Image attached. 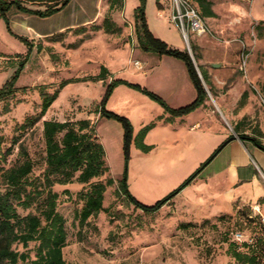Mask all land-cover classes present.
Here are the masks:
<instances>
[{"label":"rangeland","instance_id":"rangeland-1","mask_svg":"<svg viewBox=\"0 0 264 264\" xmlns=\"http://www.w3.org/2000/svg\"><path fill=\"white\" fill-rule=\"evenodd\" d=\"M98 1L85 0L83 4L73 2L51 16L46 18L33 16V19L38 21L41 27L53 30L61 24L70 25L80 20L81 16L92 17L96 9L100 8ZM112 2L113 0H105V5L111 4L110 9L104 20L96 21L91 25L88 33L84 32L83 28L76 29L75 32L68 30L53 36L46 43L40 42L39 39H28L13 26L12 21L15 19L13 12L17 11L16 8L8 12L9 27L5 19L0 16V87L13 80L14 86L18 89L9 98L0 100V135L4 137L1 149L3 153L12 149L7 155L5 167L11 166L17 160L22 142L34 159H40L44 148L42 121L24 133L18 126L28 115L40 112L42 88L49 92L57 90L58 98L43 120L46 118H56L61 121L91 119L95 123V129L102 143H105L107 163L110 167V171L100 179L105 180L111 176L115 181L105 193L104 206L107 210L91 216L83 224L78 217L83 201L77 196L83 185L75 182L67 185L56 184L53 187L60 194L58 211L66 219L67 245L63 253L69 264H216L218 257L222 255H227L231 264H237L228 252L231 243L245 252H250V249L243 245L255 247L260 254L261 264H264V200L260 203V212L254 210L251 205H237L234 214L224 216L220 224H194L189 232H180L181 235L168 226V223L175 218L174 215H169L168 211L156 215L139 212L118 192L117 184L122 180H126L128 190L133 196L162 193V197H166L181 184L172 191L168 188V191L167 186L164 187L162 184L143 183L140 168L138 169L137 163L132 162L133 140L130 145V158L128 163L126 161L122 123L103 117H100L99 123L97 121L98 104L104 98L110 83L122 79L136 84L133 77L118 71L123 67L122 64L119 65L113 57H107V54L100 55L97 52L107 38L103 34L99 35L103 31L105 35H110L108 43L112 48L117 44L120 46L125 36L129 35L128 38H131L130 34L123 32L129 29V24L124 21L126 19L123 14L124 0H119V3ZM239 2H244V8L248 13L246 19L239 23L237 28L234 27L238 30L229 34L230 37L226 41L231 43L229 47L238 48L240 54L244 50L246 55L251 53L250 66L247 73L241 70L242 56L235 65V73L243 81L242 86L234 88L231 82L226 80L217 91L210 89L209 86L206 88L212 103L215 96L219 95L229 107H232L235 114L244 113L239 128L248 130L245 135L251 136L254 126L264 127L262 104L264 102V0H215L212 8L217 4L221 11L217 19H207V22L214 32L219 26H227V23L234 19L229 17V13L235 15L240 12L238 7L232 6L227 15V5L237 6ZM81 9L83 10L80 12ZM149 20H153L152 13L149 14ZM173 25L175 35L184 43L185 49H193L192 35L188 45L177 25L175 23ZM215 35V37L208 35L206 38L196 36L203 41L205 49L212 58L228 44L223 40L220 31ZM103 62H107L108 69L105 77L92 79L101 74ZM14 76L16 77L13 79ZM234 82L235 85L239 83L235 80ZM120 85L140 91L124 83L114 88ZM244 87L248 91V97L243 98L241 104L239 100ZM121 95L119 93L112 99L111 93L106 102L108 110H111L109 107L119 109L123 106L119 102ZM145 95L154 100L149 95ZM228 123L231 127L230 121ZM16 138L19 141L14 145L13 140ZM42 168L43 165L39 163L34 175H39ZM4 188L0 176V191H4ZM66 188L71 194L63 193ZM184 189L185 187L180 192ZM18 210L21 214H26L29 211L35 212V207L27 210L19 207ZM238 232L243 234V241L235 239V234ZM179 241L182 243L178 246L174 244ZM35 246L36 243L31 242L28 248H24L21 244L16 247L20 251H30L31 257H34Z\"/></svg>","mask_w":264,"mask_h":264},{"label":"crops","instance_id":"crops-1","mask_svg":"<svg viewBox=\"0 0 264 264\" xmlns=\"http://www.w3.org/2000/svg\"><path fill=\"white\" fill-rule=\"evenodd\" d=\"M84 1L71 0L63 9L73 2L83 4ZM212 1L215 2V0ZM112 3H119V0H113ZM98 4L100 8L96 9L92 17L84 15L81 16L82 18L79 17L80 20L72 22L70 25L61 24L53 30L41 27L38 21L33 19V16L46 17L24 12L22 15L19 10L13 12L15 21L13 20L12 24L28 39H39L40 42L46 43L53 36L68 30L75 32L76 29L83 28L82 30L88 33L94 22L104 20L111 7L110 3L105 5V0H99ZM253 4L255 7V2ZM26 5L40 8L38 4L30 2ZM139 5L140 0H124L123 14L126 18L124 21L129 24V29L127 28L123 32L130 34L131 38H128L129 35L122 37L124 42L120 45L121 47L117 44L112 48L108 43L110 35H105L106 33L103 31L99 35L103 34L107 38L104 39L105 42L102 43L101 48L97 50L98 54H107V57H113L119 65H123L119 68V72L122 71L133 77L136 84L158 95L171 108L177 109L194 102L198 93L185 63L169 55H160L155 51L144 50L140 46L135 15ZM232 6L238 7L240 12L235 15L229 13L228 10ZM226 10L227 15L229 13V17H234V19L228 22L227 26H219L218 29H215L216 33L220 31L225 42L230 37L229 34L238 30L236 29L237 25L246 19L248 13L244 8V2H239L237 6L229 4ZM213 11L216 15L206 17V21L217 19L221 8L214 4ZM150 13L153 15L152 21L149 20ZM172 14V0H147L145 15L150 31L155 37L167 42L172 47L185 50L184 43L177 39L174 33ZM196 36L192 34L194 48H189V52L205 88L209 86L210 89L217 91V88L223 85L226 80L230 81L234 88L242 86L243 81L236 76L235 65L241 56L246 54L245 50L240 54L238 48L229 47L231 43L227 42V46L212 58L205 49L203 41L197 39ZM207 36L200 37L206 38ZM250 56L249 52L246 66L244 69L241 68L246 73L250 66ZM106 63L103 62L102 67L107 69ZM234 80L239 83L235 85ZM119 93L122 94L119 102L123 106L119 109L109 108L110 111L114 110L120 115L128 117L133 125L134 155L132 162L137 163L138 169L140 168L143 183L162 184L164 187L167 186V190L169 188L172 191L202 164L207 163L182 192L175 195L158 211L151 213L152 215L168 211L169 215L175 216L172 222L168 223L169 228L180 233L189 232L190 227L194 224L218 225L224 216L234 214L237 205H251L254 210L257 207L261 210L260 203L264 200V127L254 126L251 136L245 135L248 130L239 128L244 113L235 114L232 107H229L223 97L219 95L215 96L214 103L207 96L192 112L184 116H173L161 104L140 91L120 85L114 88L112 99ZM247 97L248 91L244 87L239 100L241 104L243 98ZM262 104L264 107V102ZM98 120L100 121V115ZM229 121L231 127L228 126ZM146 127L150 128L141 136V132ZM256 142H259L260 146ZM224 143L225 145L213 155ZM102 144L106 148L105 143ZM148 175L150 176L147 177ZM162 195L161 193L160 195L134 197L142 204L154 205L164 197ZM131 205L135 208L133 204ZM136 209L145 213L140 208ZM180 234L182 235V233ZM180 243L182 241L174 244L178 246ZM229 260L227 255H222L218 257L216 264H231Z\"/></svg>","mask_w":264,"mask_h":264},{"label":"trees","instance_id":"trees-1","mask_svg":"<svg viewBox=\"0 0 264 264\" xmlns=\"http://www.w3.org/2000/svg\"><path fill=\"white\" fill-rule=\"evenodd\" d=\"M70 1L0 0V16L5 19L9 27L8 12L12 8L27 14L47 17L61 11ZM193 1L204 18L216 15L212 8V0ZM28 2L38 4L40 8L29 7L26 5ZM146 2L147 0H140V5L135 13L140 46L144 50L155 51L160 55H169L183 61L197 90L198 97L186 106L173 109L158 95L138 84H131L122 79L110 83L104 98L98 104L97 113L100 117L115 119L122 123L127 163L133 140V126L127 117L106 108V102L116 85L124 83L144 92L158 101L173 116H184L192 112L208 96L189 50L174 48L167 42L155 37L150 31L145 15ZM106 73L107 69L102 67L101 74L92 77V79L103 78ZM17 90L13 80L6 82L0 87V100L9 98ZM40 96L42 99L40 112L35 115H28L23 123L18 126L20 131L24 133L42 121L44 148L39 160L31 156L27 146L22 142L17 160L11 166L5 167L7 155L11 153L12 149L2 152L1 146L4 137L0 135V176L5 187L4 191H0V264H69L63 253V249L67 245L66 219L58 211L60 194L53 187L56 184L67 185L75 182L83 185L77 193L79 199L83 201L78 214L80 222L83 224L91 216L107 210L104 206L105 193L108 187L115 184L111 176L105 180L100 179L110 171V167L107 163L106 150L95 129V123L91 119L61 121L56 118H49L43 120L58 98V91L49 92L42 88ZM149 128L146 127L141 132V136ZM18 141L17 138L13 140L14 145ZM256 143L260 146L259 142ZM224 145L225 143L213 155ZM39 163L43 165L42 171L39 175H34ZM206 164H202L181 183L179 188L173 190L171 194L157 201L154 205H145L139 202L128 190L126 180L119 181L117 184L118 192L135 208H140L147 214L154 213L189 185ZM63 193L71 194L67 188L63 190ZM33 206L35 212L29 211L26 214H21L18 210L19 207L27 210ZM31 242L36 243L34 257H31L30 251H20L16 247L21 244L24 248H28ZM243 246L248 247L250 252L241 251L237 245L230 244L228 252L236 263L261 264V257L256 248L249 245Z\"/></svg>","mask_w":264,"mask_h":264},{"label":"built area","instance_id":"built-area-1","mask_svg":"<svg viewBox=\"0 0 264 264\" xmlns=\"http://www.w3.org/2000/svg\"><path fill=\"white\" fill-rule=\"evenodd\" d=\"M172 3L173 14L171 19L181 31L188 45H190V35L192 34L197 36H216V32L211 29L193 0H172ZM246 59L247 55L244 54L242 69L246 66ZM256 210L259 212V207H257ZM243 237L242 233L238 232L235 234V239L238 241H243Z\"/></svg>","mask_w":264,"mask_h":264}]
</instances>
